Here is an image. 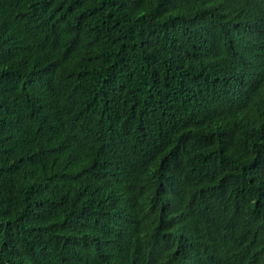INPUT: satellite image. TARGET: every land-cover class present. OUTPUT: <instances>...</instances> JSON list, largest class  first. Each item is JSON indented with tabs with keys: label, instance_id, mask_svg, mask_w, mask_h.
I'll return each instance as SVG.
<instances>
[{
	"label": "trees",
	"instance_id": "1",
	"mask_svg": "<svg viewBox=\"0 0 264 264\" xmlns=\"http://www.w3.org/2000/svg\"><path fill=\"white\" fill-rule=\"evenodd\" d=\"M0 264H264V0H0Z\"/></svg>",
	"mask_w": 264,
	"mask_h": 264
}]
</instances>
